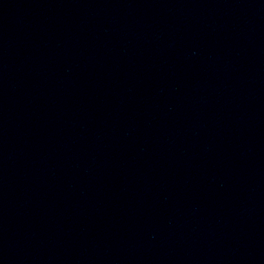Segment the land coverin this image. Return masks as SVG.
I'll return each mask as SVG.
<instances>
[{
	"label": "water",
	"instance_id": "obj_1",
	"mask_svg": "<svg viewBox=\"0 0 264 264\" xmlns=\"http://www.w3.org/2000/svg\"><path fill=\"white\" fill-rule=\"evenodd\" d=\"M0 264H264V0H0Z\"/></svg>",
	"mask_w": 264,
	"mask_h": 264
}]
</instances>
